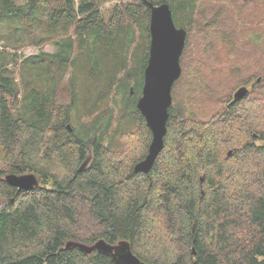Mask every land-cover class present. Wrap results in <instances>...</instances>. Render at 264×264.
Listing matches in <instances>:
<instances>
[{
  "label": "trees",
  "instance_id": "16d2710c",
  "mask_svg": "<svg viewBox=\"0 0 264 264\" xmlns=\"http://www.w3.org/2000/svg\"><path fill=\"white\" fill-rule=\"evenodd\" d=\"M148 1L168 3L187 40L164 149L144 174V0H0V264H113L65 248L100 240L128 241L146 264H264V0ZM42 45L54 53L20 54ZM11 174L39 183L21 191Z\"/></svg>",
  "mask_w": 264,
  "mask_h": 264
},
{
  "label": "water",
  "instance_id": "95a60500",
  "mask_svg": "<svg viewBox=\"0 0 264 264\" xmlns=\"http://www.w3.org/2000/svg\"><path fill=\"white\" fill-rule=\"evenodd\" d=\"M144 3L151 11L149 25L151 41L137 109L145 118L152 133V140L146 157L135 165L134 171L148 174L164 149L169 109L173 103L172 90L175 82L182 75L180 59L185 48L187 31L175 25L172 9L168 3L163 2L157 6L148 0H144ZM247 93L246 88H241L235 94V100L244 99ZM133 94L134 88H131V95ZM231 154L232 152L228 153ZM5 181L9 186L21 191H31L39 183L34 174L21 176L11 174L6 176ZM72 247H77L88 255L98 252L109 256L113 264H146L133 253L128 241H121L115 245L104 240L93 245L69 242L65 248ZM193 251L195 254V249Z\"/></svg>",
  "mask_w": 264,
  "mask_h": 264
},
{
  "label": "rangeland",
  "instance_id": "374dc122",
  "mask_svg": "<svg viewBox=\"0 0 264 264\" xmlns=\"http://www.w3.org/2000/svg\"><path fill=\"white\" fill-rule=\"evenodd\" d=\"M17 1V4H19V5H22V4H24L27 0H16ZM77 2L78 1H82V0H76ZM118 1H120V0H98V5H101V7L103 8H105V7H109V6H111L112 4H114V3H118ZM173 19H174V22H175V17H173ZM175 25H176V22H175ZM141 34H142V30H138L137 31V35H138V41H139V43H140V36H141ZM26 38V37H25ZM28 39V37L25 39V40H27ZM27 41H25V43H26ZM77 42V41H76ZM104 42V41H103ZM99 46H100V43L98 44V46H97V49H95V48H93L90 44H89V46H88V48H87V51H88V54L89 53H92L93 52V55H95V56H99L100 55V51H101V47H100V49H99ZM41 49H42V52H44V53H54V51H55V48L52 46V45H49V46H44V45H42L41 46V48H37V47H26V48H24V49H22L21 51H20V54H22L24 57H30V56H32V55H37V54H39L40 53V51H41ZM83 58V57H82ZM87 58H90L93 62L94 61H96V60H99L100 59V57H87ZM84 59H86V55L84 56ZM85 65H87V63L85 62L84 63V66ZM81 70V69H80ZM79 78L80 79H82V80H85L86 79V76L85 75H81V73H80V76H79ZM81 84H82V82H81ZM91 91H92V88H91ZM89 99L90 98V94L88 95V93H87V90H84L83 91V93H81L80 91H79V95H78V111L76 110V112H75V118H76V120H78V118L80 117V119L82 118V117H85V115H86V112H85V109L87 108V106H88V103H87V100H86V106H85V104H83L84 103V101H85V99ZM261 110H259V112H256V110H255V112L251 115V116H248L247 114H245L244 113V115L246 116V117H249V119H251V118H253L256 114H258V113H260L261 114ZM79 119V120H80ZM253 119H255V118H253ZM78 120V121H79ZM247 121V120H246ZM69 128H71V126H69ZM257 144V146L259 147L260 146V142L258 143H256ZM229 152H232V151H229ZM228 152V153H229ZM92 150L88 153V158H87V160H86V162L82 165V168L83 169H85V168H87L88 166H89V164H90V162H91V160H92ZM232 155L234 156V154L232 153L231 155H228V156H230V157H232ZM263 158H264V155H263Z\"/></svg>",
  "mask_w": 264,
  "mask_h": 264
},
{
  "label": "flooded vegetation",
  "instance_id": "af4514ba",
  "mask_svg": "<svg viewBox=\"0 0 264 264\" xmlns=\"http://www.w3.org/2000/svg\"><path fill=\"white\" fill-rule=\"evenodd\" d=\"M241 88H246L248 90V93L246 94V96L244 98H246L252 92V89H250V88L248 89L247 87H244V86L241 87ZM241 88H239L238 90H240ZM237 91L233 94V101H232L231 105L234 104L233 102H236V100H235V94L237 93ZM242 100H238V101H242ZM259 142H260V146L264 147V140L263 139L262 140H259L258 143Z\"/></svg>",
  "mask_w": 264,
  "mask_h": 264
},
{
  "label": "bare ground",
  "instance_id": "6f19581e",
  "mask_svg": "<svg viewBox=\"0 0 264 264\" xmlns=\"http://www.w3.org/2000/svg\"><path fill=\"white\" fill-rule=\"evenodd\" d=\"M70 130H71V128H70Z\"/></svg>",
  "mask_w": 264,
  "mask_h": 264
}]
</instances>
